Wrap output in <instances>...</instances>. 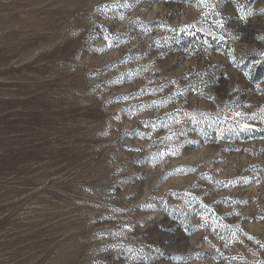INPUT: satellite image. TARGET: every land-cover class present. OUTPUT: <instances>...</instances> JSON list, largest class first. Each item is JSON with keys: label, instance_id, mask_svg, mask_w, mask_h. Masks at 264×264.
<instances>
[{"label": "rangeland", "instance_id": "rangeland-1", "mask_svg": "<svg viewBox=\"0 0 264 264\" xmlns=\"http://www.w3.org/2000/svg\"><path fill=\"white\" fill-rule=\"evenodd\" d=\"M0 264H264V0H0Z\"/></svg>", "mask_w": 264, "mask_h": 264}]
</instances>
